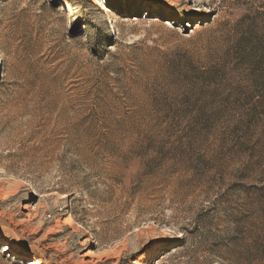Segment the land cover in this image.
<instances>
[{
	"label": "rangeland",
	"instance_id": "1",
	"mask_svg": "<svg viewBox=\"0 0 264 264\" xmlns=\"http://www.w3.org/2000/svg\"><path fill=\"white\" fill-rule=\"evenodd\" d=\"M0 240L264 264V0H0Z\"/></svg>",
	"mask_w": 264,
	"mask_h": 264
},
{
	"label": "bare ground",
	"instance_id": "2",
	"mask_svg": "<svg viewBox=\"0 0 264 264\" xmlns=\"http://www.w3.org/2000/svg\"><path fill=\"white\" fill-rule=\"evenodd\" d=\"M96 2V1H95ZM98 2V0H97ZM190 9H193V6H189ZM65 223L67 226H69L70 228H72L76 234H78L80 232V228L76 225V221L74 220V218L72 217V215H69L68 217H66L65 219ZM0 243H2V241L0 240ZM5 245V249L3 251H8L11 253H15V254H20V250L18 247H16L15 245ZM29 264H41V260L39 258H34L33 261H30Z\"/></svg>",
	"mask_w": 264,
	"mask_h": 264
},
{
	"label": "snow or ice",
	"instance_id": "3",
	"mask_svg": "<svg viewBox=\"0 0 264 264\" xmlns=\"http://www.w3.org/2000/svg\"><path fill=\"white\" fill-rule=\"evenodd\" d=\"M189 3H191V0H188Z\"/></svg>",
	"mask_w": 264,
	"mask_h": 264
}]
</instances>
